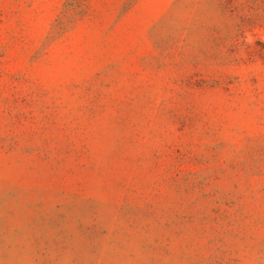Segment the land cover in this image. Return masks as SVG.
<instances>
[{
	"label": "rangeland",
	"instance_id": "obj_1",
	"mask_svg": "<svg viewBox=\"0 0 264 264\" xmlns=\"http://www.w3.org/2000/svg\"><path fill=\"white\" fill-rule=\"evenodd\" d=\"M0 264H264V0H0Z\"/></svg>",
	"mask_w": 264,
	"mask_h": 264
}]
</instances>
